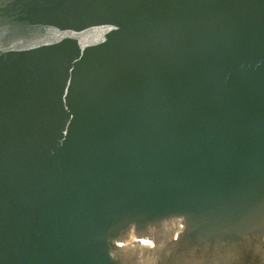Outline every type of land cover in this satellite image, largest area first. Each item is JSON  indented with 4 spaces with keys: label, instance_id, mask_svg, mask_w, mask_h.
<instances>
[{
    "label": "water",
    "instance_id": "1",
    "mask_svg": "<svg viewBox=\"0 0 264 264\" xmlns=\"http://www.w3.org/2000/svg\"><path fill=\"white\" fill-rule=\"evenodd\" d=\"M0 264H264V0H0Z\"/></svg>",
    "mask_w": 264,
    "mask_h": 264
}]
</instances>
